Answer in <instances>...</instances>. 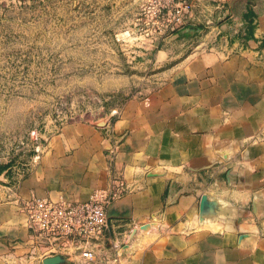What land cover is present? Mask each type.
<instances>
[{
  "label": "crops",
  "instance_id": "1",
  "mask_svg": "<svg viewBox=\"0 0 264 264\" xmlns=\"http://www.w3.org/2000/svg\"><path fill=\"white\" fill-rule=\"evenodd\" d=\"M192 2L154 54L161 87L100 130L64 127L18 192L80 202L117 177L105 244L123 264H264V0ZM27 236L0 189V264Z\"/></svg>",
  "mask_w": 264,
  "mask_h": 264
},
{
  "label": "rangeland",
  "instance_id": "2",
  "mask_svg": "<svg viewBox=\"0 0 264 264\" xmlns=\"http://www.w3.org/2000/svg\"><path fill=\"white\" fill-rule=\"evenodd\" d=\"M145 1L0 0V189L15 211L33 198L18 190L52 136L74 122L100 130L101 119H117L165 81L154 54L194 13L178 29L145 35ZM26 242L7 264L51 257L29 234Z\"/></svg>",
  "mask_w": 264,
  "mask_h": 264
},
{
  "label": "built area",
  "instance_id": "3",
  "mask_svg": "<svg viewBox=\"0 0 264 264\" xmlns=\"http://www.w3.org/2000/svg\"><path fill=\"white\" fill-rule=\"evenodd\" d=\"M193 5L190 0H146L141 15L145 35L166 32L182 27L190 19ZM115 188L96 190L87 200L70 202L33 197L19 207L26 218L31 240L43 251L65 259L80 257L79 264H123V254L108 252L105 244L108 227L106 209L121 194L118 179Z\"/></svg>",
  "mask_w": 264,
  "mask_h": 264
},
{
  "label": "water",
  "instance_id": "4",
  "mask_svg": "<svg viewBox=\"0 0 264 264\" xmlns=\"http://www.w3.org/2000/svg\"><path fill=\"white\" fill-rule=\"evenodd\" d=\"M64 263V258L58 255L47 257L43 260V264H62Z\"/></svg>",
  "mask_w": 264,
  "mask_h": 264
}]
</instances>
